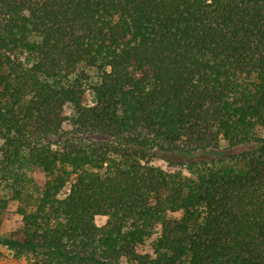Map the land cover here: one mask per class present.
Here are the masks:
<instances>
[{"label":"trees","instance_id":"1","mask_svg":"<svg viewBox=\"0 0 264 264\" xmlns=\"http://www.w3.org/2000/svg\"><path fill=\"white\" fill-rule=\"evenodd\" d=\"M0 192L29 264H264V0H0Z\"/></svg>","mask_w":264,"mask_h":264},{"label":"rangeland","instance_id":"2","mask_svg":"<svg viewBox=\"0 0 264 264\" xmlns=\"http://www.w3.org/2000/svg\"><path fill=\"white\" fill-rule=\"evenodd\" d=\"M91 75H93L94 77H96L92 71H89ZM85 104H89L92 103V96L90 94V92H87L84 94L83 96V100H82ZM163 166H166L167 163L164 162H160ZM32 175H34L36 177V179L38 181H43L44 179V172L41 169H33L31 171ZM76 180V175H72V177L69 180V183L67 185V187L65 188L66 190L69 189L70 185ZM5 192H0V196H4ZM8 197H10L11 195L8 194ZM19 206V202L16 199H11L9 201V210L12 213V216H15L14 218L10 219L7 218L5 219L2 227H1V232L3 234L8 233L9 231H11L12 229L16 228L19 225V219H18V215L15 213L17 211V208ZM108 217L107 216H96L95 221L98 225H103L107 222ZM0 264H29V260L28 258L24 255V256H16L14 254V252L10 249L4 248V247H0Z\"/></svg>","mask_w":264,"mask_h":264}]
</instances>
